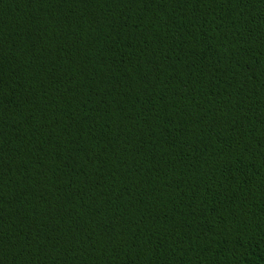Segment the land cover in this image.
<instances>
[{
	"label": "trees",
	"instance_id": "16d2710c",
	"mask_svg": "<svg viewBox=\"0 0 264 264\" xmlns=\"http://www.w3.org/2000/svg\"><path fill=\"white\" fill-rule=\"evenodd\" d=\"M0 264H264V0H0Z\"/></svg>",
	"mask_w": 264,
	"mask_h": 264
}]
</instances>
